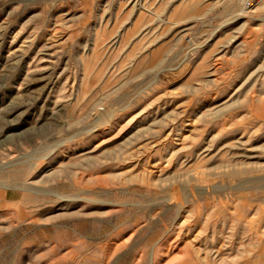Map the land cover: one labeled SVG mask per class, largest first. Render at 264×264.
Returning <instances> with one entry per match:
<instances>
[{"label":"rangeland","instance_id":"1","mask_svg":"<svg viewBox=\"0 0 264 264\" xmlns=\"http://www.w3.org/2000/svg\"><path fill=\"white\" fill-rule=\"evenodd\" d=\"M0 264H264V0H0Z\"/></svg>","mask_w":264,"mask_h":264},{"label":"built area","instance_id":"2","mask_svg":"<svg viewBox=\"0 0 264 264\" xmlns=\"http://www.w3.org/2000/svg\"><path fill=\"white\" fill-rule=\"evenodd\" d=\"M229 2L237 3L244 8L251 9L253 8L259 0H228Z\"/></svg>","mask_w":264,"mask_h":264},{"label":"bare ground","instance_id":"3","mask_svg":"<svg viewBox=\"0 0 264 264\" xmlns=\"http://www.w3.org/2000/svg\"><path fill=\"white\" fill-rule=\"evenodd\" d=\"M10 138H11V136H10ZM10 138H8L7 140H9Z\"/></svg>","mask_w":264,"mask_h":264}]
</instances>
